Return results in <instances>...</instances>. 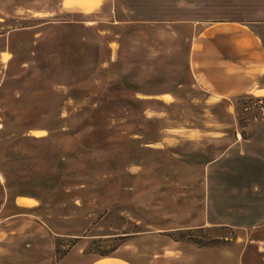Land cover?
<instances>
[{
	"label": "rangeland",
	"instance_id": "1",
	"mask_svg": "<svg viewBox=\"0 0 264 264\" xmlns=\"http://www.w3.org/2000/svg\"><path fill=\"white\" fill-rule=\"evenodd\" d=\"M52 1L49 19L83 24L9 37L15 62L0 91V170L7 192L40 198L34 214L55 234V264H264V91L232 96L229 115L217 118L141 95L198 92L170 22L238 21L260 4ZM18 25L0 20V35ZM121 75L134 88L116 92ZM195 111L207 132L199 137L208 138L200 147L230 146L216 161L151 146L161 126L181 128ZM173 133L167 144L192 135Z\"/></svg>",
	"mask_w": 264,
	"mask_h": 264
},
{
	"label": "crops",
	"instance_id": "2",
	"mask_svg": "<svg viewBox=\"0 0 264 264\" xmlns=\"http://www.w3.org/2000/svg\"><path fill=\"white\" fill-rule=\"evenodd\" d=\"M80 1L89 2L91 0ZM252 2L259 3L260 10L255 9L252 15L241 17L238 21L224 19L204 24L199 20L192 19L170 22L171 29L176 33L177 39L186 42L184 50L186 51V60H188L187 65L190 66V69L188 66V72L192 79L190 84L191 87L196 86L198 92H187L176 96V94L164 91L161 94H141L143 98L161 102V98L168 95L175 101H183V106L190 102V107L193 110L202 107L203 111L208 108L213 117L217 118L229 115L226 110L230 107L228 102L232 96L264 91L262 89L264 80V0H252ZM70 3L71 0H62L59 4L62 8H70ZM54 14L52 0H40V3H36V0H0V20L3 23L10 20L19 24L8 27L9 31L0 35V38H6L5 41L0 40V91L3 88L5 77L7 78L9 70L15 62V54L8 48L9 37L23 32L30 33L32 38H37L38 35L43 34L45 28H51L55 23L83 24L77 20L54 21L49 19ZM47 18L48 20H46ZM43 19L45 21L38 24V21ZM141 23L143 25L146 21H141ZM129 25L134 24L131 22ZM37 29L38 31L41 29L40 32ZM4 53L9 55L6 62L2 58ZM184 85L183 82L177 87ZM131 88H134V85L130 83L129 89ZM190 96H198L201 99L195 100V102ZM174 104L176 103H169L166 108L173 107ZM201 117V111H195V117L191 116L189 123L183 121L185 126L181 128L161 126L159 133H162L163 137H158L151 146L161 145L155 148L164 150L174 157L193 156L192 152L200 150L206 164L216 161L230 146L202 149L200 147L201 140H208V138L199 137L204 135L199 133H205V135L207 133ZM179 129L191 131L192 135L181 138V143L179 140L178 143L167 144L165 140L171 139L173 131H179ZM40 133L39 131L33 132L35 136H41ZM207 156L208 158H206ZM206 159L209 160L206 161ZM0 173L2 175L0 176V264H55V234L34 214L41 204L40 198L35 194L23 193L20 189L13 193L7 192V187H10L9 180L5 179L1 170ZM19 199L32 201V206L18 204Z\"/></svg>",
	"mask_w": 264,
	"mask_h": 264
},
{
	"label": "trees",
	"instance_id": "3",
	"mask_svg": "<svg viewBox=\"0 0 264 264\" xmlns=\"http://www.w3.org/2000/svg\"><path fill=\"white\" fill-rule=\"evenodd\" d=\"M116 85L120 87H116V92H127L129 89V84L125 81L124 75L119 76V79L116 81ZM134 102H139V100L134 99ZM6 179V178H5Z\"/></svg>",
	"mask_w": 264,
	"mask_h": 264
},
{
	"label": "bare ground",
	"instance_id": "4",
	"mask_svg": "<svg viewBox=\"0 0 264 264\" xmlns=\"http://www.w3.org/2000/svg\"><path fill=\"white\" fill-rule=\"evenodd\" d=\"M163 99L167 100V99H169V96L168 95L163 96Z\"/></svg>",
	"mask_w": 264,
	"mask_h": 264
}]
</instances>
